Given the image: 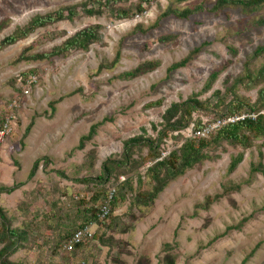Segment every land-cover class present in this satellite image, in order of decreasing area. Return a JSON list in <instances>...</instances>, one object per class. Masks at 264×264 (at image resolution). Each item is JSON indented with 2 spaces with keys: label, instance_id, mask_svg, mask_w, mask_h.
I'll use <instances>...</instances> for the list:
<instances>
[{
  "label": "rangeland",
  "instance_id": "obj_1",
  "mask_svg": "<svg viewBox=\"0 0 264 264\" xmlns=\"http://www.w3.org/2000/svg\"><path fill=\"white\" fill-rule=\"evenodd\" d=\"M80 1L0 0V19H9V25L0 31V39L17 26H23L35 14H44ZM136 1L130 0L124 4ZM199 1L185 0L176 5L183 8ZM168 2L151 0L145 4L146 10L133 18L116 19L110 13L102 16L79 15L72 21H59L38 28L26 38L0 50V110L4 109L5 101L18 94L16 89L21 85L18 81L20 73L36 70L35 85L30 86L23 98L12 134L4 142H9L7 156L0 163V184L26 181L12 193L0 194V203L13 217L14 226L21 225L30 213L35 212L39 206L37 201L43 202L41 213L48 208V201L57 197L50 190V184L56 183L61 191L67 192V196L78 190L87 191V185L74 179L97 175L101 162L108 156L120 154L122 141L139 133L141 127L146 129L147 134L155 135L151 123L161 121L166 107L171 102L183 100L191 93L200 91L209 72L219 68L221 71L211 89L199 95L200 99L208 98L215 103L217 97L212 94L213 91L223 92L230 81L242 72L245 59L251 57L255 47L264 44V27L251 25V21L263 13L246 15L239 9H225L218 14L201 11L185 19L169 16L145 33H130L138 22L148 29ZM94 23L102 25L101 40L91 44L87 51H73L66 57H53L51 60L13 62L23 47H30L31 53L48 51L67 35ZM48 31L62 34L51 35L46 33ZM172 32L177 34L174 40L166 43L158 41L159 36ZM121 40V58L115 68L96 73L102 58H113ZM203 41H209V44L190 63L166 75V67L171 62L180 59ZM229 45L237 49L236 55L230 53ZM149 59H158L160 65L130 80L112 78V75ZM263 61L260 55L251 60V67L256 69ZM227 77L229 80L225 82ZM76 87H81L82 92L57 103L51 118L43 115L45 111L47 114L51 112L48 106L50 100ZM257 89H246L239 85L237 91L253 101ZM157 99L162 100L159 105L144 107L147 102ZM34 113L42 115L35 118L22 145L21 136ZM104 116L112 117V120L101 124L83 149L73 150L79 136L87 132L90 124ZM199 117L200 114L193 115L194 119ZM201 119L206 121L207 116L202 115ZM190 130L191 126L184 129L182 134L188 136ZM262 141L264 139H259L252 148L244 150L243 160L230 174L226 172L230 157L241 148L225 144L224 150L218 151V158L205 160L175 178L159 193L152 205L139 206L129 212V200L126 198L114 211L124 222L135 214L132 216L133 226L126 231L113 232L96 223H93L92 229L121 241L120 258L125 264H140L141 257H145L146 264H164L165 252L162 247L173 241L177 242L175 264H240L257 243L258 248L245 264H264V211H258L264 203V176L253 174L250 177L249 173L250 162L259 158L258 146ZM178 144L169 137L165 148L168 151ZM26 145L27 152L19 156L17 153L23 151ZM91 149L95 150L92 162L89 158ZM260 149L264 153V147ZM41 155L48 156L49 163L43 166L41 161L33 177L27 180L32 158ZM143 169L141 167L140 171L143 172ZM59 171H63L65 176H61ZM248 177L251 182L242 183L238 192L220 198L207 210L195 211L194 205L201 202L205 195L220 192L223 183L243 182ZM91 186L89 184L88 187ZM144 188L148 186L145 184ZM61 201V207L73 208L72 204L68 206L67 199L61 198ZM28 203L31 205L25 212ZM253 212L256 213L240 231L233 230L208 244L228 225ZM116 249L109 250L90 241L76 253L61 256L63 252L60 250L58 256L50 257L45 247L44 252H39L34 246H25L19 248L10 259L22 264H82L81 261H85V264H110Z\"/></svg>",
  "mask_w": 264,
  "mask_h": 264
},
{
  "label": "trees",
  "instance_id": "obj_2",
  "mask_svg": "<svg viewBox=\"0 0 264 264\" xmlns=\"http://www.w3.org/2000/svg\"><path fill=\"white\" fill-rule=\"evenodd\" d=\"M128 1L130 0H82L73 4L60 6L44 14H35L23 26H17L10 34L0 39V50L16 43L20 39L26 38L38 28H44L59 21H72L79 15L102 16L110 13L116 19L133 18L141 15L146 10L145 4L151 2V0H137L134 3L125 5L124 3ZM184 1L169 0L166 8L160 12L155 22L148 29H144L142 24L138 22L130 33H145L150 28L158 26L160 20L169 16L185 19L197 12L207 11L218 14L224 12L225 9H239L246 15L263 13L255 17L251 21V25L254 27H264V0H214L212 2L200 0L183 8L177 7L176 4ZM8 25L9 19L7 17L0 19V31ZM101 28L102 25L99 23L86 25L67 35L59 44L54 45L48 51L31 53L29 52L30 47H23L13 59V62L51 60L53 57H66L73 51H87L91 44L101 40ZM46 33L51 35L62 34L58 31H48ZM176 37V33H167L159 36L158 41L166 43L174 40ZM208 44L209 41H203L189 49L180 59L171 62L166 67V75L168 76L170 72L185 67ZM121 45L122 40L119 42V46L111 60L107 58L101 59L96 68V73L115 68L121 58ZM228 49L232 55H236V48L229 45ZM260 55L264 58V44L255 47L251 57L245 59L242 72L230 81L223 92L220 90L213 91L212 94L217 97L215 103H211L208 98L200 99L199 95L211 89L221 71L219 68L212 69L209 72L200 91L191 93L183 100L171 102L166 107L161 115V121L157 124L151 123L155 135L147 134L146 129L141 127L139 133L125 138L122 141L120 154L106 157L101 162L97 175L74 179L78 183L87 185L88 192L86 190V192L78 190L67 196V192L61 191L56 183L50 184V190L57 197H52L48 201V208L42 213L41 206L43 202L37 201L36 203L39 206L35 208V212L30 213V216L19 226L13 225V217L8 214L7 210L0 203V264H22L12 261L10 257L19 248L25 246L29 248L34 246L39 252H44L45 247L50 257L58 256L61 253L62 244L72 233L84 225L96 223L99 227H104L106 230H112L113 232L126 231L133 226L134 220L132 216L135 214H132L128 222L122 221L121 216L114 214L115 208L120 202L126 200V198L129 200V212L134 211V208L139 206L152 205L159 193L175 178L183 175L187 170L192 169L205 160L210 161L218 158V151L224 150L225 144L241 148L240 151L230 157L226 168L228 174L236 170L239 163L243 160L244 150L252 148L257 140L264 139V86L262 85L264 84V61L256 69L251 67V60ZM159 65L160 61L158 59L145 60L130 69L112 75V78L130 80L153 71ZM35 71L34 69L20 73V89L15 88L18 92L17 95L22 93V85L26 83L27 78L30 75L35 76ZM228 80L227 77L225 82H228ZM34 85L35 83L31 87ZM239 85L246 89L258 87L255 99L251 101L248 97L240 95L237 91ZM81 89V87H76L50 100L48 106L51 108V112L47 114L45 111L43 115L51 118L56 110L57 103L68 96L81 93ZM17 95L14 96L17 97ZM14 96L12 99L15 98ZM12 99L5 101L4 109L0 110V126L5 120L7 107ZM161 101V99L149 101L144 107L157 106ZM23 102L24 99L22 98L20 104ZM18 111V107H13L16 120ZM194 114H200V117L194 119ZM201 114L207 116L206 121H202ZM242 114L246 115L243 119L226 121L213 128L207 136H184L182 134V131L189 126H191L192 131H195L210 123ZM39 115L42 114L34 113L25 126L21 136L22 145H24V138L28 136L35 123V118ZM109 120H112V117L104 116L102 119L90 124L87 132L79 136L77 144L72 149H83L86 142L96 135L98 127ZM169 137L173 138L175 143L179 142V144L177 147L167 151L165 142ZM260 147H264V141L258 146V160L250 162V177L253 174L264 176V153ZM94 156L95 150L91 149L89 151L91 162ZM49 160L50 158L46 155L36 157L30 167L27 180L33 177L41 161L43 166H45L49 163ZM141 167L144 168L143 172L140 171ZM59 174L65 176L63 171H59ZM120 176H123V180H120ZM134 181L136 185H134ZM25 182V180L13 182L10 185L1 183L0 194H10L23 186ZM250 182L251 179L248 177L243 182L223 183L220 192L207 194L201 202L196 203L194 205L195 211L197 209L207 210L212 203L218 201L220 198L238 192L241 189L242 183L249 184ZM89 184H92V186L88 187ZM145 184L148 188H144ZM111 187L114 188V193L112 198L108 200V191ZM79 192H84L85 196L75 198V195ZM61 198L67 199L68 206L72 204L73 208L61 207L60 202L63 201H61ZM104 203L108 206V213L103 220H99V207ZM29 205L31 204H26L25 209L23 207L25 212L30 207ZM70 210H72L71 213ZM258 211H264V203ZM254 213L256 212L251 213L249 216H243L235 224L228 225L222 233L215 235L209 240L208 244L233 230L240 231ZM90 241H95L102 246H106L109 250L118 248L114 252L110 264H125L120 258L121 241L112 236H106L104 232L99 233L96 230H93L90 238L76 244L71 251H62L64 254L62 253L61 256L76 253ZM258 246L259 243L255 244L240 264H245ZM176 248L177 242L175 241L163 245L162 251L165 252L164 264H175L176 254L174 250ZM81 263L85 264V261H81ZM139 263L146 264L145 257H141Z\"/></svg>",
  "mask_w": 264,
  "mask_h": 264
},
{
  "label": "built area",
  "instance_id": "obj_3",
  "mask_svg": "<svg viewBox=\"0 0 264 264\" xmlns=\"http://www.w3.org/2000/svg\"><path fill=\"white\" fill-rule=\"evenodd\" d=\"M18 81L20 82V78L18 79ZM35 82H36V77L34 75H30L27 78L26 83L22 85V93L17 95V97H15L14 99H12L10 104L8 105L5 120L0 126V148L4 144L6 139L12 134L13 126L16 122V117H15V113L13 112V107H18V108L20 107L21 99L28 94L30 86ZM245 116H246L245 114H242L236 117H229L227 119L210 123L201 129H197L195 131L190 130L189 135L207 136L213 128L219 126L220 124L226 121L243 119ZM251 116L254 117L253 115ZM119 178L120 180H123V176H120ZM113 193H114V188L111 187L108 191V200L112 198ZM84 196H85L84 192H79L75 195V198H81ZM107 213H108V206L106 203H104L99 207L98 219L103 220L106 217ZM92 225L93 224L84 225L82 228L72 233V235L62 244L61 251L69 252L74 248L76 244L90 238L93 233Z\"/></svg>",
  "mask_w": 264,
  "mask_h": 264
},
{
  "label": "crops",
  "instance_id": "obj_4",
  "mask_svg": "<svg viewBox=\"0 0 264 264\" xmlns=\"http://www.w3.org/2000/svg\"><path fill=\"white\" fill-rule=\"evenodd\" d=\"M8 146H9V142H7V144H3L2 146H1V148H0V163L2 162V160H3V158H5L6 156H7V152H8ZM28 149V147H27V145L25 146V149L23 150V151H20V152H18L17 154L20 156V155H22V152L24 153V151H25V153L27 152V149ZM4 154V155H3ZM36 157V156H35ZM35 157H33L32 158V162H33V160H34V158ZM31 162V163H32ZM32 165V164H31ZM4 184V183H3Z\"/></svg>",
  "mask_w": 264,
  "mask_h": 264
}]
</instances>
